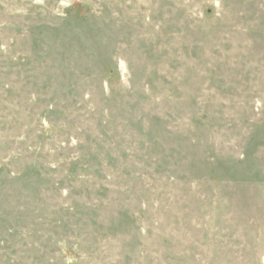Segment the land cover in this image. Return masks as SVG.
<instances>
[{"label": "rangeland", "instance_id": "obj_1", "mask_svg": "<svg viewBox=\"0 0 264 264\" xmlns=\"http://www.w3.org/2000/svg\"><path fill=\"white\" fill-rule=\"evenodd\" d=\"M0 264H264V0H0Z\"/></svg>", "mask_w": 264, "mask_h": 264}]
</instances>
